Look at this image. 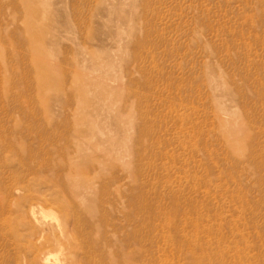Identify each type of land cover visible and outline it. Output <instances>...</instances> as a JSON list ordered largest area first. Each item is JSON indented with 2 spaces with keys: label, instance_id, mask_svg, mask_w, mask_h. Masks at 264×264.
Returning <instances> with one entry per match:
<instances>
[{
  "label": "rangeland",
  "instance_id": "374dc122",
  "mask_svg": "<svg viewBox=\"0 0 264 264\" xmlns=\"http://www.w3.org/2000/svg\"><path fill=\"white\" fill-rule=\"evenodd\" d=\"M54 262L264 264V0H0V264Z\"/></svg>",
  "mask_w": 264,
  "mask_h": 264
},
{
  "label": "bare ground",
  "instance_id": "6f19581e",
  "mask_svg": "<svg viewBox=\"0 0 264 264\" xmlns=\"http://www.w3.org/2000/svg\"><path fill=\"white\" fill-rule=\"evenodd\" d=\"M69 212V211H68ZM31 213L32 214H34L35 213V210L32 208L31 209ZM69 215H70V213H69ZM71 217V216H70ZM73 224V223H72ZM70 232V231H69ZM53 235H55V234H53ZM56 236V235H55ZM52 237H54V236H52ZM72 237V236H71ZM54 240V239H53ZM54 242V241H53ZM52 242V243H53ZM54 243H57V242H54ZM75 244V243H74ZM47 254H49L47 251H44V252H41V255H40V259H42V260H45L44 259V257H45V255H47ZM48 258H46V260H47ZM49 261V260H48ZM54 264H55V262H54Z\"/></svg>",
  "mask_w": 264,
  "mask_h": 264
}]
</instances>
